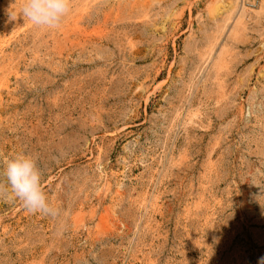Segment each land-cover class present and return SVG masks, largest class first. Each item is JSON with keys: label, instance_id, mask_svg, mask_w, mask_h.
I'll list each match as a JSON object with an SVG mask.
<instances>
[{"label": "rangeland", "instance_id": "rangeland-1", "mask_svg": "<svg viewBox=\"0 0 264 264\" xmlns=\"http://www.w3.org/2000/svg\"><path fill=\"white\" fill-rule=\"evenodd\" d=\"M0 0V172L37 159L58 217L0 198V264H258L264 0ZM2 179V177H0Z\"/></svg>", "mask_w": 264, "mask_h": 264}, {"label": "clouds", "instance_id": "clouds-1", "mask_svg": "<svg viewBox=\"0 0 264 264\" xmlns=\"http://www.w3.org/2000/svg\"><path fill=\"white\" fill-rule=\"evenodd\" d=\"M71 10V0H25L21 14L35 27L57 29ZM0 177V198H15L29 213L54 218L61 214L49 201L34 156L19 153L6 159ZM258 264H264V257Z\"/></svg>", "mask_w": 264, "mask_h": 264}]
</instances>
